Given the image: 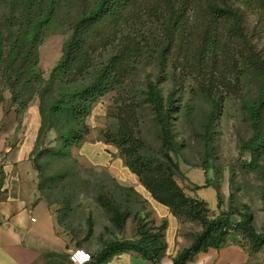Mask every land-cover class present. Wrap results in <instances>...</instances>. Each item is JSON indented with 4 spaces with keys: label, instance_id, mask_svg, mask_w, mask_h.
I'll list each match as a JSON object with an SVG mask.
<instances>
[{
    "label": "trees",
    "instance_id": "obj_1",
    "mask_svg": "<svg viewBox=\"0 0 264 264\" xmlns=\"http://www.w3.org/2000/svg\"><path fill=\"white\" fill-rule=\"evenodd\" d=\"M191 10L204 19L205 37L211 34V40H215L227 32L238 38L244 64L239 67L236 61L233 73L238 80L243 77L244 83L252 74L257 80V96L243 100L252 129L245 146L251 155L248 167L258 169L264 182V166L259 162L264 154V53L258 50V43L264 38V0H0V80L9 89L18 115L35 97L39 98L41 121L32 154L51 131L61 143L59 154L83 144L90 133L88 118L93 107L114 91L129 95L127 87L139 75L146 52H155L158 65L165 66L173 43L177 38L181 43L185 36ZM155 26L162 34L159 39L152 36ZM59 30L67 31L68 37L60 60L44 79L39 48ZM135 93L139 94L138 100H116L119 125L106 142L121 150L126 167L152 199L169 208L178 220L185 216L200 226L194 234H186L190 244L177 253L172 264H189L199 253L223 247L232 229L248 241L251 253L262 250L264 231L256 230L254 214L248 207L210 218L208 204L186 196L176 183L179 167L171 153H179L173 134L174 115L181 105L177 93H164L160 80L150 79L144 90L137 85ZM146 107L161 144L159 157L143 152L138 112ZM213 107L218 109L215 100ZM213 114L210 124L214 122ZM216 191L221 198L218 187ZM99 200L112 223L123 230L130 212L105 203L106 197ZM234 214L240 217L235 223L231 221ZM88 224L87 237L91 238V216ZM167 226V221L158 228L140 225L136 239L110 242L92 258L136 251L153 264H161L167 250ZM76 248H82V244Z\"/></svg>",
    "mask_w": 264,
    "mask_h": 264
},
{
    "label": "rangeland",
    "instance_id": "obj_2",
    "mask_svg": "<svg viewBox=\"0 0 264 264\" xmlns=\"http://www.w3.org/2000/svg\"><path fill=\"white\" fill-rule=\"evenodd\" d=\"M199 15L192 10L188 13L185 36L181 43L178 38L173 43L165 66L158 65L155 52H146L139 75L127 87L129 95L114 91L100 99L97 114L93 112L88 118L90 133L85 142L66 149L63 155L58 153L61 143L53 131L47 134L34 154L35 140L29 150H23L28 146L26 141L31 136V122L34 109H39V98L35 97L26 111L18 115L9 89L0 80V161H32L42 197L49 203L58 223H71L72 235L82 242L85 250L87 247L101 250L110 242L136 239L140 225L158 228L166 221L160 216V206L170 212L152 198L143 199L133 188L120 184L108 168L95 166L80 154L84 144L102 142L113 151L112 161H122L126 167L121 150L106 139L113 137L111 133L119 125L116 100H138L137 85L139 90H144L148 79L160 80L163 92L175 91L181 103L173 125L179 153H171V156L179 167L174 179L184 194L206 202L210 218L224 212L244 211L248 207L254 214L256 230L264 231V182L258 169L248 167L251 155L245 142L251 138L252 129L243 106V100L257 96L258 83L253 74L244 83L243 77L238 80L233 73L236 61L239 67L244 64V59L239 56L238 38L227 32L216 36L215 40H211V34L205 37L207 26ZM152 36L162 37L160 28L155 26ZM67 37V31L59 30L40 46V68L44 79H48L51 69L60 60ZM258 50L264 53V38L258 43ZM223 76L226 77L224 80ZM213 100L217 110H214ZM213 112L214 122L210 124L209 117ZM138 113L143 152L159 157L161 144L151 112L146 107L140 108ZM259 162L264 166V154ZM3 175V166H0V180ZM102 197L108 199L105 203L111 202L119 210L130 212L123 230L112 223L109 212L101 206L99 199ZM90 216L94 225L91 238L87 237ZM239 220L237 214L231 216L233 223ZM178 221L187 233L194 234L200 229L185 216ZM230 236H237L239 238L234 239L248 244L234 229Z\"/></svg>",
    "mask_w": 264,
    "mask_h": 264
},
{
    "label": "crops",
    "instance_id": "obj_3",
    "mask_svg": "<svg viewBox=\"0 0 264 264\" xmlns=\"http://www.w3.org/2000/svg\"><path fill=\"white\" fill-rule=\"evenodd\" d=\"M98 105L93 107L91 114H97ZM40 121L39 109H34L31 136L24 151L34 143ZM108 150L109 147L102 142L86 143L80 154L93 165L108 168L120 184L133 188L140 197L150 200V193L138 178L123 166L122 161H112L113 151ZM0 166L4 172L0 180V264H71V252L82 242L72 235L71 223H58L49 203L41 195L32 161H0ZM158 211L168 222L165 232L167 250L161 264H172L173 258L188 247L190 241L186 238L185 227L176 217L161 206ZM234 238L239 237L229 236L223 247L201 252L189 264H264V248L251 253L246 244ZM87 250L91 255L100 251L88 247ZM89 264L153 263L136 251H123L105 259L93 256Z\"/></svg>",
    "mask_w": 264,
    "mask_h": 264
},
{
    "label": "built area",
    "instance_id": "obj_4",
    "mask_svg": "<svg viewBox=\"0 0 264 264\" xmlns=\"http://www.w3.org/2000/svg\"><path fill=\"white\" fill-rule=\"evenodd\" d=\"M71 264H89L93 258L90 252L84 248L74 249L69 256Z\"/></svg>",
    "mask_w": 264,
    "mask_h": 264
}]
</instances>
